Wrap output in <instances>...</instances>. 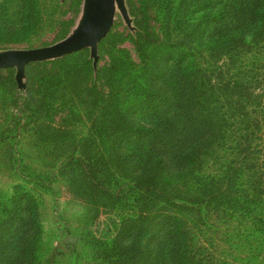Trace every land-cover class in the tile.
Here are the masks:
<instances>
[{
    "label": "rangeland",
    "instance_id": "obj_1",
    "mask_svg": "<svg viewBox=\"0 0 264 264\" xmlns=\"http://www.w3.org/2000/svg\"><path fill=\"white\" fill-rule=\"evenodd\" d=\"M37 1L44 6L42 27L15 34L7 24L18 7L13 0H0V53L52 44L54 35L71 17L74 23L68 34L82 23L87 12L85 0ZM220 1L191 16L182 4L178 9L164 6V14L162 3L123 0L130 26L117 8L110 30L98 42L95 65L88 48L71 53L67 62L30 63L24 71V88H18L14 68L0 69V264L26 259L31 254L40 264H100V259H93L98 242L111 241L118 235L124 243L141 246L152 254L150 264H173V258L183 250V238L204 247L203 252L218 261L264 264V195L257 194L253 202L242 203L243 198L252 199L250 172L242 166L238 165L227 188L218 163L208 173L213 185L229 198L219 195L220 199H206L208 202L202 207H181L180 199L186 195L194 198V193L188 191L192 190L190 185H183L178 178H162L167 189H172L174 199H142L126 192L130 175L138 171L130 169L128 176L100 162L112 141L103 131L111 112L115 108L126 109L135 95L142 92L144 84L149 80L153 83V78L163 73L152 74V67L147 73L137 68L143 59L157 61L167 53L165 60L176 59L175 54L169 53L174 50L191 55H186L182 66L188 63L192 70L215 69L225 63V56L218 54V50L226 36H203L193 29L203 16L222 10ZM173 2L178 4V0ZM140 29L156 47L153 55L149 50L142 55L143 51L136 49L134 40ZM87 53L93 72L98 68L99 75L109 84L108 99L99 95L95 109V117L103 120L93 127L83 104L88 99L81 91L72 94L70 85L55 78L62 70L72 73ZM168 63L170 67L174 65V61ZM167 67L168 64L164 65L162 70ZM76 86L81 90L80 85ZM176 113L170 109L153 116L144 106L132 109L130 116L147 126L172 115V140L181 139L186 133L181 130L184 124ZM139 141L124 138L117 144L119 152L132 150ZM147 147L144 144L138 148L142 158ZM218 154L228 156L223 150ZM219 162L225 164L224 160ZM133 167L139 165L135 163ZM12 212L24 213V221L18 223L19 216L7 220ZM130 217H137L138 228L129 224V229L120 234L122 219ZM175 243L180 249L173 254Z\"/></svg>",
    "mask_w": 264,
    "mask_h": 264
},
{
    "label": "trees",
    "instance_id": "obj_2",
    "mask_svg": "<svg viewBox=\"0 0 264 264\" xmlns=\"http://www.w3.org/2000/svg\"><path fill=\"white\" fill-rule=\"evenodd\" d=\"M149 1L162 3L161 11L164 14H167L164 6L167 9H178L182 4V7L189 9L188 14L192 16L218 0H178L176 6L173 0H169L170 6L168 0ZM13 2L19 11L11 15L13 18L7 24L12 33L17 34L25 29L39 30L42 27L45 20L42 16L44 6L41 3L37 0ZM220 2L222 10L216 15L203 16L196 21L193 29L203 33V36L211 33L217 37L220 34L226 36L218 50V54L225 56V63L215 69L195 67L192 70L188 68V63L182 66L187 59L186 55H191L174 50L169 53L175 54L176 59L165 60L168 53L160 56L157 61L143 59L137 68L147 73L152 67V74L162 71V75L155 76L153 83L149 80L144 84L142 92L135 95L134 102L126 109L115 108L107 118L108 122L103 131L112 141L106 154L101 155L100 162L107 163L128 176L130 169L138 171L137 174L130 175L126 192L130 191L142 199L155 196L168 202L174 197L171 194L172 189H167L162 178L176 177L183 185H190L192 190L188 191L194 193V198L186 195L180 199L183 202L181 207H202L208 202L206 199H218L219 195L220 198H229L227 193L223 195L222 189L213 185L208 174L213 170L212 165L218 163V169L225 174L226 188L237 173L238 165L250 172L252 199L243 198L242 203L253 202L258 198L257 194L264 195V0ZM73 21L74 17H71L54 35L55 42L67 36ZM148 40L140 29L134 44L139 52L143 51L142 55L148 50L150 55L156 51V47ZM69 56L71 54L44 63L67 62ZM85 56V60L72 73L62 70L55 78L58 82L70 85L72 94L81 91L88 99L83 104L86 105L85 113L93 127L98 124L97 121L103 120L95 117V109L99 95L108 99L109 84L99 75L98 68L93 72L88 53ZM171 61H174L172 67L168 63ZM167 64V70L163 71V66ZM75 82H78L76 84L80 85L81 90ZM144 106L153 116L170 109L172 112L176 111L184 124L181 130L186 133L181 139H170L175 127L172 115L165 116L152 125L139 124L131 118L130 111ZM124 138L140 141L133 144L132 150L120 153L117 144ZM144 144L146 147L149 144L150 146L143 151L142 158L138 148ZM220 150L226 151L228 156H220ZM105 157L108 159L104 160ZM221 160L225 164L219 162ZM248 160H253V164H243ZM135 163L139 167H133ZM196 174L203 176L196 177ZM98 186L102 187V184L98 183ZM198 196L201 197L197 198ZM21 208L25 212V206ZM23 214L12 212L7 220L12 216H19L16 220L21 223L24 221ZM122 221L124 224L120 234L129 229V224L138 228L137 217L124 218ZM98 243L97 256L93 259H100V264H150L153 260L152 254H148L141 246L134 247L124 243L119 235L111 241ZM182 246L181 255L173 258V264H228L208 256L209 254L203 252L204 247L193 245L190 240L183 238ZM179 249L178 243H175L173 254ZM12 264L40 262L31 254L26 259L15 260Z\"/></svg>",
    "mask_w": 264,
    "mask_h": 264
},
{
    "label": "water",
    "instance_id": "obj_3",
    "mask_svg": "<svg viewBox=\"0 0 264 264\" xmlns=\"http://www.w3.org/2000/svg\"><path fill=\"white\" fill-rule=\"evenodd\" d=\"M87 12L82 23L63 39L41 47L9 49L0 53V69L14 68L18 88H24L25 67L30 63L54 60L88 48L96 64L98 42L110 30L118 8L127 26L130 18L123 0H85Z\"/></svg>",
    "mask_w": 264,
    "mask_h": 264
}]
</instances>
